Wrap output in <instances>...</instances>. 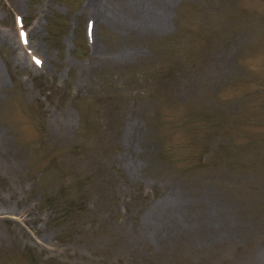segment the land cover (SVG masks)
Segmentation results:
<instances>
[{"label": "rangeland", "instance_id": "374dc122", "mask_svg": "<svg viewBox=\"0 0 264 264\" xmlns=\"http://www.w3.org/2000/svg\"><path fill=\"white\" fill-rule=\"evenodd\" d=\"M104 1L0 0V264H264V0Z\"/></svg>", "mask_w": 264, "mask_h": 264}, {"label": "bare ground", "instance_id": "6f19581e", "mask_svg": "<svg viewBox=\"0 0 264 264\" xmlns=\"http://www.w3.org/2000/svg\"><path fill=\"white\" fill-rule=\"evenodd\" d=\"M104 3H105V1L104 0H90V8H93V9H95L96 10V12H97V15H98V17L100 18L101 17V15L104 13V11H105V9H104ZM132 4L133 5H137L139 8L140 7H142V14H144L145 13V11H144V6H143V4L140 2L139 4H137V1L136 0H133L132 1ZM95 12V11H94ZM100 15V16H99ZM161 21V20H160ZM159 21V22H160Z\"/></svg>", "mask_w": 264, "mask_h": 264}, {"label": "snow or ice", "instance_id": "6c2138e0", "mask_svg": "<svg viewBox=\"0 0 264 264\" xmlns=\"http://www.w3.org/2000/svg\"><path fill=\"white\" fill-rule=\"evenodd\" d=\"M21 35H23V33ZM37 63H39V61H37Z\"/></svg>", "mask_w": 264, "mask_h": 264}]
</instances>
